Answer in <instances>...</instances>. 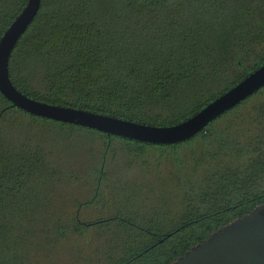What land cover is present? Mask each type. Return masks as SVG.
Returning a JSON list of instances; mask_svg holds the SVG:
<instances>
[{"label":"trees","instance_id":"obj_1","mask_svg":"<svg viewBox=\"0 0 264 264\" xmlns=\"http://www.w3.org/2000/svg\"><path fill=\"white\" fill-rule=\"evenodd\" d=\"M24 2L0 0V34ZM263 60L264 0H40L10 53L8 74L36 100L164 125ZM24 115L59 127L62 136L81 131L97 140L89 149L97 166L86 169L89 194L81 201L83 209L99 211L92 219L80 220L74 207L63 227L45 211L51 185L69 182L71 172L42 140L8 134ZM117 151L133 154L153 184L138 181L133 195L119 181L118 193L105 201L104 163ZM263 202L264 86L175 145L43 119L0 95V264H24L18 252L13 263L4 254L12 241H23L18 231L39 233L31 221L22 223L26 218L41 225L52 218V227H42L46 235L93 232L84 264H169ZM7 235L14 240L6 245Z\"/></svg>","mask_w":264,"mask_h":264},{"label":"water","instance_id":"obj_2","mask_svg":"<svg viewBox=\"0 0 264 264\" xmlns=\"http://www.w3.org/2000/svg\"><path fill=\"white\" fill-rule=\"evenodd\" d=\"M40 0H25L0 34V95L9 106L29 115L99 131L106 136L149 145H175L201 132L212 120L264 86V60L238 81L183 119L154 125L114 115L47 103L17 89L8 74V60L17 40L30 24ZM169 264H264V202L211 232Z\"/></svg>","mask_w":264,"mask_h":264},{"label":"rangeland","instance_id":"obj_3","mask_svg":"<svg viewBox=\"0 0 264 264\" xmlns=\"http://www.w3.org/2000/svg\"><path fill=\"white\" fill-rule=\"evenodd\" d=\"M24 116L26 118L18 121L15 127H12V129L9 127L8 134L14 135L18 133L21 135L20 137H32L31 140L33 139L34 141L42 140L46 147L61 156L62 164L69 167L71 172L69 182L63 181L60 184L56 182L51 185L49 206L45 211L54 213V216L57 214L59 221L55 223L63 227L68 225L65 221H70L69 217L74 212V207L80 208V220L87 221L92 219L99 211H91L90 208L83 209V202L81 201L89 194L90 182L88 183V179L85 176L86 169L92 165L97 166L96 156L92 158L89 153L90 148L96 147L97 140L86 138L92 136L83 134L81 131L70 136H62L59 132V127L48 125L27 115ZM60 137L70 138L62 139ZM134 159L136 158H134L133 154L125 156L122 151H117L113 156H107L104 169L110 174L106 178L105 189L103 190V199L105 201L113 193H118V189L115 187H118L117 183L119 181L123 182L122 186L129 188L124 189V192L133 195L138 181L146 185L148 183L153 184V176L146 174L143 170L144 166L140 167L137 162H134ZM147 192V188H144L140 194L144 195ZM122 196L119 197L118 201L123 199ZM106 211L111 214L109 208L103 209L104 213ZM49 219L52 224L51 222H44L41 225V221L37 218L22 220V223L28 226H30L29 223L31 221V224L38 228L39 233H35L31 229L30 231H18L19 234L23 235V241L21 244L19 243L20 245H16L15 241H12L14 240L13 236L7 235L6 245L11 241L12 243L8 245L6 255L4 254L6 259L8 261L10 259V262L13 263L12 260L14 258L12 257L15 256V252H18L21 258L19 262L23 260L24 264H84L90 253L88 244L91 238L94 239V233L90 231L87 234L75 235L68 231L64 232L62 237H60L58 231L50 229L46 235L42 227H52L53 220L50 217ZM10 246H13V249H9Z\"/></svg>","mask_w":264,"mask_h":264}]
</instances>
